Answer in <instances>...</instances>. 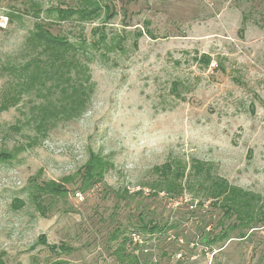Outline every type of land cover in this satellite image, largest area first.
<instances>
[{"label": "rangeland", "instance_id": "obj_1", "mask_svg": "<svg viewBox=\"0 0 264 264\" xmlns=\"http://www.w3.org/2000/svg\"><path fill=\"white\" fill-rule=\"evenodd\" d=\"M78 1L0 0V101L35 25L58 19L46 9ZM91 1L113 15L51 26L90 52L84 110L37 129L35 90L0 108V264H264V222L208 245L230 223L218 210L150 188L156 167L194 158L264 198V0ZM99 30L106 47L91 46ZM91 154L110 164L101 182L33 200V185L74 176ZM126 235L138 263L115 255Z\"/></svg>", "mask_w": 264, "mask_h": 264}, {"label": "trees", "instance_id": "obj_2", "mask_svg": "<svg viewBox=\"0 0 264 264\" xmlns=\"http://www.w3.org/2000/svg\"><path fill=\"white\" fill-rule=\"evenodd\" d=\"M63 4L64 6L56 5L46 9L48 15L55 13L58 19L35 25V30L29 34L25 42L24 49L27 55L24 63L20 67L11 69V75L16 83L0 101V108L7 109L18 102L21 94L35 90L36 96L42 97L45 101L31 108L37 112L39 124L37 129L48 128L52 120L67 121L79 115L84 110L92 91V87L89 86L90 73L85 63L90 52L87 51L85 43L77 44L65 36L53 33L51 26L57 20L62 21L72 17L91 19L102 9L108 16L113 15L107 4L100 5L97 1L79 0ZM98 32L100 39L92 41L91 46L95 47L100 42L106 47V35L102 30ZM202 59L206 64L210 62L209 55H203ZM109 167L110 164L103 157L91 154L74 176L64 178L60 182L33 185V200L41 194L65 197L70 191L65 183L66 181L72 183L74 179L80 182L77 189L82 192L89 190L103 180ZM156 171L158 179L150 185L153 196L165 192L168 197L177 198L187 192L191 195L192 202L198 200V206L203 207L207 204L221 213L218 221L220 226L226 221L230 222L226 227H220V230L213 235L209 232L203 235L208 245L232 237L244 238L246 230L254 229L264 222V198L230 184L213 172L210 163L194 158L189 162L173 159L156 167ZM136 194L141 195L142 192L137 191ZM36 206L42 211L39 203ZM151 224V221H144L142 218L139 228L150 233L159 229L155 223ZM236 229L239 230L238 235L233 236L232 233ZM132 240H134L133 236L132 238L127 235L122 236L121 243L115 250V255L121 262L126 259L138 263L137 257L128 250L131 249ZM127 244L129 247L126 246ZM135 245L136 243L133 244ZM62 249L68 248L62 247Z\"/></svg>", "mask_w": 264, "mask_h": 264}, {"label": "built area", "instance_id": "obj_3", "mask_svg": "<svg viewBox=\"0 0 264 264\" xmlns=\"http://www.w3.org/2000/svg\"><path fill=\"white\" fill-rule=\"evenodd\" d=\"M76 195H78V196H79L80 194H79V193H76Z\"/></svg>", "mask_w": 264, "mask_h": 264}]
</instances>
